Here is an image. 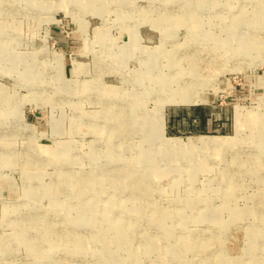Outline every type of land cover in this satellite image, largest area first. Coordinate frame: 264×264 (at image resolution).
<instances>
[{"label":"rangeland","instance_id":"374dc122","mask_svg":"<svg viewBox=\"0 0 264 264\" xmlns=\"http://www.w3.org/2000/svg\"><path fill=\"white\" fill-rule=\"evenodd\" d=\"M0 26V264H65L58 223L88 197L81 224L138 225L103 260L77 242L71 264H264V0H0ZM150 120L193 145L142 139ZM88 173L110 177L77 194Z\"/></svg>","mask_w":264,"mask_h":264},{"label":"bare ground","instance_id":"6f19581e","mask_svg":"<svg viewBox=\"0 0 264 264\" xmlns=\"http://www.w3.org/2000/svg\"><path fill=\"white\" fill-rule=\"evenodd\" d=\"M0 27H2V26H0ZM3 27H5V26H3ZM251 38H257V36L253 35V36H251ZM261 41H264V40L260 39V40H256L255 42L259 43ZM250 49L251 50H257V48H255V43L254 42H252V46H251ZM181 81H182L181 83L180 82H177V83H178V85L182 84L183 91L178 96L177 100L184 101V100L191 99L192 97L189 96L190 95V90L193 88V86H195L196 83L192 82L190 80L189 81L188 80L185 81V79H183ZM168 84H170V81L168 82ZM142 123L145 124V125L148 124L147 128L138 130L140 134H143L142 139H145V140L148 139L150 141L153 140V139H158L159 142L162 145L161 147L167 149L170 152L173 151V150H176V152L179 153L181 148H182V146L184 145V142H185V145L187 147L193 145L190 140L182 141V140L179 139L177 142H173L172 139H165V138L161 137V133H160V131L158 129L157 130H155V129L152 130V128L150 127L151 123H152L151 120L149 122H142L141 121L138 124H142ZM148 135H150V136L149 137H145V136H148ZM203 143H204V144H202L203 147H217V146L224 147L226 145V142L224 140L220 139L218 141H216V140L213 141L211 137L210 138H203ZM121 144H122V140H120V144L118 146L119 148H120ZM171 144H175L176 146H171ZM117 150H119V149H117ZM154 156H156V155L154 154ZM94 164H96V163H94ZM95 174L94 173H92V174L88 173L87 174V179L86 180L90 183V185H86L84 187H82V186L78 187L77 194L81 193L82 191H86V190H88L87 192H89L91 190L99 189L102 180L104 178H109L110 177V175L109 174L107 175L106 173H104V174H96V175ZM125 179L128 180V178H125ZM63 181H64V177H62V175H60V181L57 182V185H55V189L53 191L54 194L58 190H61V189H68V188L71 189V186H69V184H64V183L62 184ZM94 182H95V185H93ZM120 183L121 184H117L116 185V186H118L119 189L130 185V184H126V183H128L126 180L122 181ZM140 191L142 192V194L147 192V191H145V189H142ZM52 194H51V196H52ZM83 197H85V196H83ZM120 201L121 200H119L117 203L119 204ZM95 202L96 201H94V200L90 201L89 197H88V199H86L84 201L82 200V198L81 199L79 198V200H77V202H74V203H76L75 205L78 206V209L75 212L76 214L72 215V216L71 215L64 216L63 219H62V222H64V226H59V223H58V228L60 227V229L58 230V233H57L58 236H57L56 243L59 244L62 247L64 253L66 254V255L64 254L65 255L64 257L67 260L65 264L73 263L72 260L74 259V257L80 253L79 251L76 250V247H75L77 245V242L80 243V244H85L86 245V241H89L90 244H93L92 245L93 247L94 246L95 247L98 246L99 249L100 248L102 249V251H100V252L97 251L95 253V255L93 257L94 261L103 260V259H101L102 256H106L107 258H109V256L112 255L111 253L108 254L109 252H113V251L114 252H119L121 248H122V250H125L126 247L130 246V245L127 246L126 244L129 243V238L130 237H132V238L134 237V235H133L134 234V228L138 225V224H136L137 221L131 222L130 220H128L126 223H125V221H123L124 222L123 223V222H121V220H117V217L108 216L107 214L109 213V211L105 212L104 210H102V211H99V212L103 216L94 218V221H96V223H97V222H101V221L104 220V223H105V227L104 228H102V229L96 228V225L93 224V216L89 218L88 223H86L84 225L80 223L79 219H80V216L82 214H92L94 207L97 205ZM143 202H144L143 205H145L146 201H143ZM118 204H117V206H120V204L119 205ZM68 205H73V204H68ZM142 211H143V209H141V205H139L137 207V209L134 211V213L136 215V214L142 213ZM163 211H164V213L166 212V210H164V209H163ZM125 212L126 211H123V213H125ZM149 212L152 213V214L154 212H155V214H159V213L161 214L162 210H159V209L153 207L152 209L150 208ZM4 215H5V212L3 213V216ZM104 215H105V217H104ZM99 220H101V221H99ZM137 220H140V218L137 219ZM140 222H142V221H140ZM33 225L35 226V228L38 231L45 229V230L53 232V230H54V226L52 224L50 226H47V224L45 223L44 220H41L40 222H37V225L36 224H33ZM20 227H22L21 229L24 228L23 226H20ZM157 227L160 228L162 230V232L165 231V229L163 230V228H161L159 225ZM24 229H25L24 231H26V228H24ZM37 230H35V231H37ZM84 231H88V239H86V240L79 238V235L84 234ZM145 231H147V230H145ZM145 231H143V232H145ZM21 232H23V231H21ZM142 234H141V236H143ZM147 238L142 239V240L139 239L138 240L139 243L135 244V246L133 247L134 251H136L137 249H142V247H143V249L141 251V254L144 257L147 256L150 253L149 251H152V250H154L156 248L157 241H158L157 238L153 237L151 234H149ZM167 245L168 246H172L173 242L170 243V244L168 243ZM140 246H142V247H140ZM160 250H161L162 254H166V252H167L166 251V246L165 247H161ZM35 253H36L35 254V258L37 260H41L42 257L39 255L40 251L38 250V253L37 252H35ZM167 253H170V252H167ZM174 256H175L174 253H171L168 256V259L169 260L174 259ZM138 261L139 260H137V262ZM2 264H4V263H2ZM104 264H106V263H104ZM138 264H140V261H139Z\"/></svg>","mask_w":264,"mask_h":264}]
</instances>
